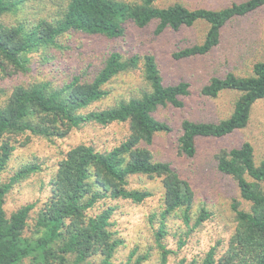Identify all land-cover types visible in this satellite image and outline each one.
Instances as JSON below:
<instances>
[{"label":"trees","instance_id":"1","mask_svg":"<svg viewBox=\"0 0 264 264\" xmlns=\"http://www.w3.org/2000/svg\"><path fill=\"white\" fill-rule=\"evenodd\" d=\"M24 1L0 0L1 72H27L30 53L40 47H59L57 39L70 31L117 38L124 34L127 22L140 28L154 23V33L160 34L204 21L208 29L203 41L173 52L172 56L181 59L204 55L219 43L228 22L264 6V0H244L219 9L189 8L179 2L159 7L155 0H67L51 20L39 19L30 25L1 20ZM139 59L137 55L124 57L112 50L91 81H82L76 75L58 87L44 81L20 83L0 102V175L15 149L13 138L18 134L29 132L53 140L65 137L72 128L86 122L103 126L127 122L129 131L123 141L108 150L80 143L65 151L49 181L48 198L36 212L34 203L21 205L10 213L5 208L13 184L36 171V164L23 165L8 181L0 180V264H112L114 253L123 242L112 229L115 206L104 204L97 213L90 211L102 199L141 203L149 197L147 190L128 187L130 175L159 177L161 181L162 209L153 232L159 250L156 264H167L173 253L163 243L168 215L180 212L185 236L209 216L202 209L195 222L190 223L194 200L190 183L169 162L154 160L148 148L157 133L171 130L154 112L168 105L183 107V98L190 92L188 82L164 83L155 57L145 54L141 59L147 88L138 97L85 112L107 95L105 85L115 75L135 67ZM223 90L239 92L232 112L218 122L183 119L178 137L181 153L195 155L197 137L225 136L248 124L253 104L264 98V59L253 64L249 75L228 72L222 77H211L201 93L216 97ZM215 158L218 171L234 179L240 197L249 202V209H242L240 201L233 199L235 225L225 250L217 257L216 245L211 246L200 259L193 258L188 264H264V158L256 162L254 148L248 141L221 149ZM184 242L180 236L179 246ZM135 253L131 252L125 264H141L148 256L142 254L132 260Z\"/></svg>","mask_w":264,"mask_h":264},{"label":"rangeland","instance_id":"2","mask_svg":"<svg viewBox=\"0 0 264 264\" xmlns=\"http://www.w3.org/2000/svg\"><path fill=\"white\" fill-rule=\"evenodd\" d=\"M241 1L244 0H155L154 4L164 7L179 2L189 8L219 9ZM66 2L25 0L17 10L4 14L1 20L7 24L24 22L28 25L39 19L51 20ZM154 28V23L140 28L127 22L124 34L117 38L70 31L57 39L59 47H40L30 53L27 72L0 71V102L14 85L20 83L44 81L58 87L76 75L82 81H91L107 53L112 50L124 57L137 55L140 59L135 67L115 75L105 85L107 95L89 105L85 112L138 97L141 90L147 88L141 59L145 54L155 57L164 83L188 82L190 92L183 98V107L168 105L154 112V116L167 122L171 130L157 133L152 144L148 145L154 160L169 162L190 183L194 192L190 223L195 222L202 209L209 214L186 236L183 235L186 227L180 212L172 213L165 219L163 243L173 251L168 256L167 264H188L193 258L200 259L211 246L216 245L217 257L225 250L235 225L231 208L233 199L240 201L242 209H249V202L240 197L234 179L218 171L215 155L223 148L237 147L248 141L254 148L256 162L264 158V98L253 104L249 122L244 128L221 137H197L193 156H186L178 149L181 122L183 119L218 122L230 115L239 92L223 90L216 97H208L201 93V88L213 76L222 77L228 72L239 76L249 75L253 64L264 59V6L228 22L222 29L219 43L204 55L176 59L172 53L201 43L208 29L206 22L199 20L191 26H182L178 30L167 29L160 34H155ZM128 132L127 122H112L104 126L86 122L72 128L65 137L53 140L29 132L15 136V149L0 180L8 181L26 164H36L38 169L13 184L6 196L7 213L27 203H34L33 212L43 206L49 195V181L57 162L70 147L82 143L97 150H108L123 141ZM128 181L129 188L147 190L151 195L141 203L121 198L102 199L90 213H97L104 204L115 206L111 218L112 229L123 242L117 247L112 264H125L133 250L136 253L132 260L138 255L147 254L141 264H156L159 250L153 232L159 224L158 214L163 202L160 178L130 175ZM180 236L185 240L182 246L178 244Z\"/></svg>","mask_w":264,"mask_h":264}]
</instances>
